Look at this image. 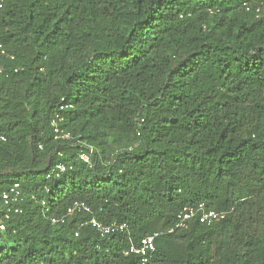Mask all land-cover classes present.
Masks as SVG:
<instances>
[{
	"label": "trees",
	"instance_id": "obj_1",
	"mask_svg": "<svg viewBox=\"0 0 264 264\" xmlns=\"http://www.w3.org/2000/svg\"><path fill=\"white\" fill-rule=\"evenodd\" d=\"M0 44V264H264V0H4Z\"/></svg>",
	"mask_w": 264,
	"mask_h": 264
},
{
	"label": "built area",
	"instance_id": "obj_2",
	"mask_svg": "<svg viewBox=\"0 0 264 264\" xmlns=\"http://www.w3.org/2000/svg\"><path fill=\"white\" fill-rule=\"evenodd\" d=\"M3 2L4 0H0V9L2 8ZM0 54H5V50L1 44ZM54 130L55 132H62V130L57 127H55ZM61 136L63 138L68 137V133H62ZM79 158L84 162H90L89 153L85 151L79 154ZM65 169L66 164L58 162L47 173V177L58 176ZM0 199L2 205L6 206V211L3 213V217L0 218V230H3L5 228L4 219H8L10 217V212L17 213L20 211V208L18 206V203L21 200L19 184L14 183L8 188V190L2 192ZM81 209L88 210V207L82 202L75 201L70 207H68L67 212L71 213L74 210ZM224 216V211H218L212 208H207L202 202L194 205H187L178 211V213L176 214L174 225L168 231L172 232L176 229L183 228L189 222L194 220H197L201 223L210 224L222 219ZM89 222L101 235H109L117 231H122L126 228L125 223L110 222L108 224H104L96 220L95 218H91ZM159 233L161 232L156 231L141 237L136 244H131L124 253L138 255L139 264H152V256L155 250V237Z\"/></svg>",
	"mask_w": 264,
	"mask_h": 264
}]
</instances>
